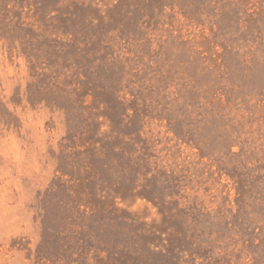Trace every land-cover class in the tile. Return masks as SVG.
I'll return each mask as SVG.
<instances>
[{"label": "rangeland", "instance_id": "rangeland-1", "mask_svg": "<svg viewBox=\"0 0 264 264\" xmlns=\"http://www.w3.org/2000/svg\"><path fill=\"white\" fill-rule=\"evenodd\" d=\"M0 264H264V0H0Z\"/></svg>", "mask_w": 264, "mask_h": 264}]
</instances>
